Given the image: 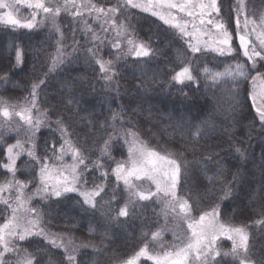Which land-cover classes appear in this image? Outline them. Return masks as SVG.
Listing matches in <instances>:
<instances>
[{"label": "trees", "instance_id": "1", "mask_svg": "<svg viewBox=\"0 0 264 264\" xmlns=\"http://www.w3.org/2000/svg\"><path fill=\"white\" fill-rule=\"evenodd\" d=\"M89 1L105 9L118 4V0ZM236 3L237 0H219L220 15L233 37L237 36ZM28 12L25 9L22 15ZM129 14L130 24L125 19ZM116 20L118 25H126L127 33L136 42L147 45L153 55L135 58L126 54L125 48H113L117 38L95 37L79 18L69 13L60 15L55 27L50 22L35 30L0 25V77L7 75L11 81L0 82V104L25 105L31 99L32 85L45 80L38 89L36 103L52 128L39 132L36 154L44 155L45 138L55 143L57 151L60 149L63 141L54 130L55 122L60 120L72 145L88 157L86 175L94 178L95 184L104 186L95 199V209H88L76 194L59 202L56 198L35 200L33 208L40 213L43 229L79 246L76 264H126L146 245L150 251L157 247V240L162 238L153 239V233L160 235L165 228L163 207L155 199L132 198L123 182H117L112 173L116 162L128 160L124 140L131 132L148 148L162 155L171 153L182 165L178 196L192 206L193 218L219 204V219L224 225L249 232L251 259L255 264L257 258L264 256V225L256 223L264 220V128L249 98L256 71L250 70L248 78L236 85L238 96L233 101L225 86L220 81L214 82L204 69L210 73L223 72L227 64L235 66L237 62L250 69L239 48L238 59L214 53L194 56L188 48V39L151 14L129 8L123 15L118 12ZM97 46L101 51L92 58L87 50ZM17 48L22 52L23 64L13 69ZM74 48L79 51L74 52ZM63 49L67 54H62ZM58 57L63 63L54 66ZM186 58L193 61L191 70L196 82L176 84L172 78L186 66ZM96 59L111 62L108 73L100 70ZM260 63L257 67L264 72ZM106 75L112 77L111 81ZM17 140L16 135L0 136V184L10 180V174L3 168L7 163L5 150ZM106 141L110 144L108 154L102 151ZM236 148L244 153L243 158ZM209 155L219 160L223 175L217 176L216 164H207ZM48 156V163L55 164L53 154L49 152ZM26 160L28 156L19 159L17 167L23 170L16 173V179L35 184L33 177L38 169L23 166ZM96 163L101 167H94ZM102 172L107 176L101 175ZM226 182L233 188V195L222 200L221 186ZM95 184L85 187L91 190ZM130 199L134 204L129 203ZM126 203L129 214L120 217L119 210ZM6 208L0 205V226L9 217ZM166 243L170 246L171 240L166 239ZM16 249L33 264H60L62 260L66 264L67 253L42 237L20 241ZM221 249L229 252L231 245L223 242ZM6 259L11 264H21L15 256L8 255ZM217 260L221 264H239L223 253Z\"/></svg>", "mask_w": 264, "mask_h": 264}, {"label": "snow or ice", "instance_id": "2", "mask_svg": "<svg viewBox=\"0 0 264 264\" xmlns=\"http://www.w3.org/2000/svg\"><path fill=\"white\" fill-rule=\"evenodd\" d=\"M16 4H25L28 8L34 9V13L27 22L22 23L15 17L14 10ZM77 7L75 0H64V4L52 3L51 0L46 4L45 0H0V9H8L6 12L0 13V23L10 25L12 28H24L28 30H34L39 27L45 21H52L55 24L56 17L60 15L61 11L68 12L70 8ZM90 13L95 12L96 18L99 19L101 15L106 18V22L110 23L113 28L117 29V37L126 34V25H117L116 20L112 19L116 13L121 12L123 15L127 12V9H140L142 12H150L152 16L157 17L164 24L170 28L177 29L181 36H188V48L192 54L200 53H215L220 57H231L232 59H238L239 53L233 56L237 50L233 47V36L228 30L226 22L221 17L220 5L218 0H118L116 6L110 8L97 7L94 4L84 5ZM123 9V12H122ZM235 24L236 35L239 39V49L242 51L243 57L247 58V64L237 62L235 66L227 64L223 72L210 73L207 68L204 69L205 74H211L213 81H220L224 86L227 93L232 97L233 101H236L238 96V90L236 85L242 80H246L250 74V70L256 71V75L252 76V90L249 93V98L252 102V107L255 110V114L258 117L261 127L264 128V72L260 71L257 67L258 63L264 62V16L260 18L259 25L255 21L250 20L248 15L243 16L245 12L244 0H237L235 5ZM185 14L191 17L193 21H199V24L192 23V31H189L188 21L183 19V16L179 14ZM42 14L41 20L37 21L36 16ZM73 17L81 16L82 12L79 10L70 13ZM129 15H125V19H129ZM131 20L129 19V24ZM211 25L212 28L208 31L204 29ZM251 26V27H250ZM259 28V30H257ZM59 31V29H57ZM107 31V30H106ZM211 35L214 37L211 43L205 41L200 43V34ZM255 36L254 42L250 37ZM95 39V37H94ZM192 39L197 42L192 43ZM103 43V42H101ZM130 46L126 54H134L135 57H149L153 55L152 51L145 44H136L135 41L129 39L127 41ZM119 40L112 43L113 48H119ZM79 51L78 48H74V52ZM88 53L92 58H96L101 51V48L97 46L95 49H88ZM59 52V49H58ZM199 59V57H197ZM70 62V61H69ZM186 66L181 71L177 72L173 76V81L176 84L183 85L186 81L196 82V77L193 76L191 65L193 61L186 58ZM59 63H63V60L59 57L54 61V66H58ZM96 63L99 64L100 70L104 73H108L110 70L111 62H105L101 59H96ZM23 55L19 48L16 49L15 63L13 69L22 67ZM260 67L264 68V63H260ZM107 80L111 81L112 77L106 75ZM0 82L5 84L10 83L9 76L5 75L0 77ZM46 83L45 80H40L38 83L32 85L30 92L31 99L28 101L30 107L22 108L20 112L13 111L10 113L8 110L10 106L4 105L0 109V114L5 118H10L12 115H19L26 125L25 137L27 143L31 144L28 149L24 148V143L19 139L15 144L8 145L5 150V156L7 163L3 165V168L11 174V179L7 180L4 184H0V193L10 190L15 187L17 196L15 206L9 203L8 199L0 196V204L7 206V209H11V216L8 217L6 222L0 226V264H11L10 260L5 259V254L18 251L12 244V241L6 239V236L16 237L20 241H24L29 236H44L45 239H49L47 233L43 229L33 231V228L37 226V222L40 216L38 209L31 208L26 209L28 212H35L37 214V220H29L27 224L23 223V217L19 215V208L22 207L25 201L22 199L24 189L28 187L31 181H20L16 179V173L22 171L23 167H17V161L22 155L26 153L29 160L23 162V166L38 169L35 173L33 181H38L36 184V190L32 194L34 196H40L41 200H48L49 198H56V202H59L62 198L71 199L70 194H76L82 199L83 205H88V209H95L97 207L95 198L104 191V186L101 184H95L94 178H90L86 175L89 172V166L85 162L88 157L78 147H74L71 140L68 138L67 129L62 126V121L57 120L55 122V131L59 132L60 139L63 141L60 145V149L57 151L55 143H50L49 138L44 139V155L38 156L36 154V133L40 131L41 126L52 128L51 123H47L46 116H40L33 119L30 115L31 108L36 107V99L38 95V89L41 85ZM261 85L257 90V84ZM232 86L229 87L228 85ZM183 91V89H181ZM234 110V109H233ZM14 127L8 124H0V136L3 135L4 130ZM128 135L132 137L131 140L125 139L124 143L128 146V161L116 162V167L112 169V173L116 178V181H123L126 189H128L132 196H137L139 200L150 201L153 197L157 199L164 198L166 206L175 210L178 206L180 209L179 216L181 219L187 221L188 229L191 231V236L188 238L187 243L183 246H177L173 252L165 253L164 257L153 256L148 253L147 245L137 253L136 257L126 262V264H136L139 257L144 256L148 260L155 261V264H221L217 257L222 253L217 247V240L220 236L226 237L232 241V249L230 252H224L223 256H231L234 261H239V264H254L251 259V249L249 246V235L245 228L242 227H228L219 223L220 205L217 204L212 208L210 212H204L200 215L199 219H195L191 216L192 206L188 201L182 197L177 196V188L181 182V168L182 165L177 162V159L172 158V154H164L148 148L141 143L136 137L135 133L129 132ZM204 135H207L206 133ZM112 137H110V140ZM110 144L105 142V147L102 150L105 154L109 153ZM235 151L243 158L244 153L240 148H236ZM51 152L56 160H63V157L67 154H71L73 163L71 165H50L48 160L50 157L48 153ZM218 156V154H214ZM214 155H209L207 158V164H216L218 168L217 176L223 175V169L219 166V160L214 159ZM31 161V163H30ZM125 163L130 164V167H125ZM196 163H201L197 161ZM81 165L83 168L81 169ZM94 167L99 168L101 165L94 164ZM185 170V178L188 170V163L183 164ZM65 172L68 174L65 175ZM103 176H107V173H101ZM238 173L233 176V180H237ZM133 180H147L155 185V191L137 190L138 186L133 183ZM89 183L95 184V186L89 190L84 187ZM223 195L222 200L233 195V188L230 183L226 182L221 186ZM30 200L31 197H28ZM80 203V200H77ZM129 203H133L131 199ZM264 207V206H262ZM88 209H85L87 211ZM128 204L120 208L118 215L120 217L128 216ZM115 219V218H110ZM257 224L264 225V220L256 222ZM20 229V231H17ZM159 233H153V239H156ZM50 243L57 248L64 247L66 255V264H76V253L79 250V246L68 247V245L57 244L56 239H51ZM69 245L71 241L68 242ZM25 264H32L31 259H27ZM39 264V262H37ZM60 264H65V261H61ZM255 264H264V256L257 258Z\"/></svg>", "mask_w": 264, "mask_h": 264}, {"label": "rangeland", "instance_id": "3", "mask_svg": "<svg viewBox=\"0 0 264 264\" xmlns=\"http://www.w3.org/2000/svg\"><path fill=\"white\" fill-rule=\"evenodd\" d=\"M48 2H49V0H45L46 4ZM51 2L52 3H59L61 5L64 4V0H51ZM75 2H76L77 7L70 8V10L68 12L61 11L60 15H62L64 13H69V14L70 13H74L79 8V10L82 12V15L81 16H76V17L81 20V22L83 23V26L87 29V31L92 32V34L94 33L95 37H97V38L98 37H106V36H111V37L117 38L119 40V45H120L119 47L120 48L121 47L125 48V50L128 52V49H129L130 46L128 45L127 41L129 39L135 41L131 37V35H129L126 32V34L117 37V29L113 28L110 23H107L106 22V18L103 15H101L100 18L97 19L95 12L90 13L85 7H82L84 5L92 4L91 1H89V0H75ZM218 3H219V0H218ZM244 5H245V12H244V14H242L241 20H243V16L244 15H248L250 20L255 21L256 24L259 25L260 18L262 16H264V0H244ZM25 9L28 10L29 12L27 13V15H22V13L25 11ZM138 10H140V9H138ZM6 11H8V9H0V13L6 12ZM34 11H35L34 9L28 8L25 4H16L15 10H14V14H15V17L17 19H19L22 23H24V22H27L29 19H31ZM146 13L151 14L150 12H146ZM179 15L183 16V19L185 21H188L189 31H192V23L193 22L199 24L198 20L197 21H193L191 17H188V16H186L183 13H181ZM59 16L56 17L55 24H53L52 21H45V23L41 24L40 26L45 25L46 23L50 22V23L53 24L52 26L55 27L56 24L58 25ZM41 18H42V14L36 16V20L37 21L41 20ZM116 18H117V13H116L115 17H113L112 19L116 20ZM116 23H117V20H116ZM0 25L10 26V25H5L3 23H0ZM211 28H212V26L208 25L204 29V31H208ZM17 29H24V28L17 27ZM24 30H28V29H24ZM257 30H259V28ZM184 37L186 39H188V40L190 39L188 36H184ZM213 38L214 37H212L211 35H207L206 36V35H203V33H201L200 34V43L203 44L205 41H208L209 43H211V40ZM233 39H234V37H233ZM250 39L253 40L254 42L258 43V41H256L255 36L250 37ZM196 42L197 41L195 39H192V43H196ZM135 43L136 44H141V43H138L136 41H135ZM233 47L237 50V48L235 46H233ZM209 53H211V52H209ZM236 53L237 52H234L233 56H236ZM62 54H64V55L67 54L64 49L62 51ZM132 56L135 57L134 54H132ZM135 58H137V57H135ZM140 58H145V57H140ZM186 82H188V81H186ZM260 87H261V85H259V83H258L257 84V90H259ZM4 105H8V104H3V105L0 104V109H2ZM8 106H10L9 109H8L10 111V113L13 111V107L15 108V112H17V113L20 112V110L22 108L30 107L28 102L25 105H21V106H12V105H8ZM30 115H31V117L33 119H36V118H38V117H40L42 115L45 116L39 110V108L37 106V103H36V107L31 108ZM46 122L48 123V120ZM0 124L12 125L14 127V129H15V130H13V128H9L8 130H4L3 131V135L1 137L4 138V137H9L11 135H16L17 138L22 143H24V148L25 149H28V148L31 147V144L25 142L26 141V137H25L26 125L24 124V121L20 118L19 115H12L10 118H5V117H3L2 114H0ZM44 128H46V127L41 126L40 131L42 129H44ZM39 132L36 133V145H37V136H38ZM125 139L131 140L132 137L130 135H128V136H125ZM23 156H27L26 153L24 155H22L21 157H23ZM18 161H17V163H18ZM72 163H73L72 156L69 153V154H67V155H65L63 157L62 161L61 160H56L55 164H50V165L60 166L62 164L63 165H71ZM125 167H130V164L125 163ZM67 174L68 173L65 172V175H67ZM11 178L12 177H11V174H10V179ZM37 183H38V181L35 184H28V187L26 189H24V193H23L22 199L25 201V203H24V205L22 207L19 208V215L23 217V223L24 224H27V222L29 220H33V221L37 220V214L35 212L26 211V209L33 208V202L35 200H41L40 196L32 195L35 192V190H36V184ZM133 183L138 186L137 190H143V191L151 190V191H155V185L152 184L150 181H147V180H138V181L137 180H133ZM0 196H3L5 199H8L9 203H11V204H13L15 206V204H16V196H17V192H16V188L15 187L11 188L10 190H6V191L0 193ZM177 196H178V188H177ZM28 197H31V199L29 200ZM132 198L135 199V198H138V197L137 196H132ZM152 199H155L156 201H158L161 204V206L163 207L164 214H165V217H166V223H165V228L163 229V231L160 232V235H159V236H161L162 239L160 241L157 240V247L155 246L153 251L148 250V253L150 255L159 256V257L163 258L165 253L173 252L177 246H183V244L187 243L188 238L191 236V231L188 229L187 221H185V220L180 218V216H179L180 209H179L178 206L175 208V210H173L172 208L166 206L163 197L161 199H157L156 197H153ZM43 201H45V200H43ZM0 205H4V204H0ZM4 206H6V205H4ZM9 212H10V214H9V217H10L11 216V209H9ZM198 219L199 218H197V220ZM219 223L223 224L220 219H219ZM40 229H43V227H42L40 216H39V219H38V222H37V226L33 228V231H38ZM43 230H44L45 233L48 234L49 239H45L44 236H37V237H42L49 244H51L50 243L51 239H56L57 244L68 245V247H72L73 246L72 243L69 245V243H68L69 241L64 240L61 237L52 235L49 232H47L45 229H43ZM17 231H20V229H17ZM248 235H249V232H248ZM32 237H36V236H29L25 240H27L28 238H32ZM6 239L11 240L12 244L15 246V248H16L17 243L20 242V240H18L16 237L6 236ZM166 239H169V242L171 240L170 246H167ZM223 242H229V244L231 245V249H232V241L228 240L224 236H220L218 238L216 244H217V247L219 248V250L221 251V253H224L223 250L221 249V244ZM55 248H57V247H55ZM57 249L65 251L64 247H60V248H57ZM231 249H230V251H231ZM0 251H2V247H0ZM8 255H12V256H15L16 258H18V260L20 261L21 264H25L26 260L30 259L29 257H26V256H22L21 257L20 254L17 253V252L6 253L5 254V259H6V257H8ZM144 262H146V264H155V261L148 260L144 256L139 257L137 259V261H136V264H144ZM32 264H33V261H32Z\"/></svg>", "mask_w": 264, "mask_h": 264}, {"label": "flooded vegetation", "instance_id": "4", "mask_svg": "<svg viewBox=\"0 0 264 264\" xmlns=\"http://www.w3.org/2000/svg\"><path fill=\"white\" fill-rule=\"evenodd\" d=\"M236 41H237V40H235V43H236ZM235 43H234V45H235Z\"/></svg>", "mask_w": 264, "mask_h": 264}, {"label": "water", "instance_id": "5", "mask_svg": "<svg viewBox=\"0 0 264 264\" xmlns=\"http://www.w3.org/2000/svg\"><path fill=\"white\" fill-rule=\"evenodd\" d=\"M233 43V42H232ZM238 44H239V39H238Z\"/></svg>", "mask_w": 264, "mask_h": 264}]
</instances>
